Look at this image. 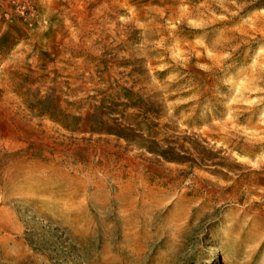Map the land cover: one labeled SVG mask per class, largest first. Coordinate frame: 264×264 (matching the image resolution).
<instances>
[{
    "label": "rangeland",
    "instance_id": "obj_1",
    "mask_svg": "<svg viewBox=\"0 0 264 264\" xmlns=\"http://www.w3.org/2000/svg\"><path fill=\"white\" fill-rule=\"evenodd\" d=\"M0 264H264V0H0Z\"/></svg>",
    "mask_w": 264,
    "mask_h": 264
}]
</instances>
